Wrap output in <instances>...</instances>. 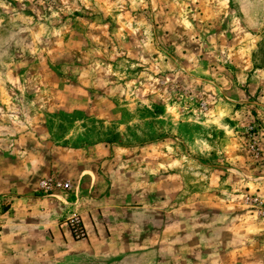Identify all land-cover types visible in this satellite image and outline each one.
<instances>
[{"label": "rangeland", "instance_id": "rangeland-1", "mask_svg": "<svg viewBox=\"0 0 264 264\" xmlns=\"http://www.w3.org/2000/svg\"><path fill=\"white\" fill-rule=\"evenodd\" d=\"M67 135L128 153L159 264H264V0H0L2 212Z\"/></svg>", "mask_w": 264, "mask_h": 264}, {"label": "crops", "instance_id": "crops-1", "mask_svg": "<svg viewBox=\"0 0 264 264\" xmlns=\"http://www.w3.org/2000/svg\"><path fill=\"white\" fill-rule=\"evenodd\" d=\"M35 141L43 148L25 152L30 162L14 171L19 177L8 186L0 264H159L153 200L139 198L132 169L129 178L119 177L125 167L118 160L128 153L77 147L69 135L65 143ZM51 174L73 181L77 193L63 200L43 195L38 183ZM28 175L35 180L28 182ZM73 211L83 217V240L73 239L65 224Z\"/></svg>", "mask_w": 264, "mask_h": 264}, {"label": "built area", "instance_id": "built-area-1", "mask_svg": "<svg viewBox=\"0 0 264 264\" xmlns=\"http://www.w3.org/2000/svg\"><path fill=\"white\" fill-rule=\"evenodd\" d=\"M38 190L47 196L57 197L60 196V200H63V196L71 191L77 193V185L68 179H61L55 174H51L41 179L38 183ZM64 202V201H63ZM65 224L69 228L73 239L83 240L87 237V230L84 225L82 215L77 212H71L66 220ZM3 227V212L0 210V232Z\"/></svg>", "mask_w": 264, "mask_h": 264}]
</instances>
